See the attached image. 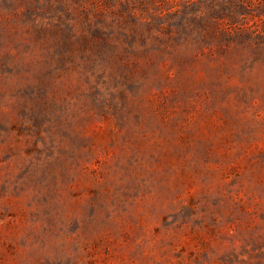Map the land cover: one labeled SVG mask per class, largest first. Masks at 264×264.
<instances>
[{
	"label": "rangeland",
	"instance_id": "1",
	"mask_svg": "<svg viewBox=\"0 0 264 264\" xmlns=\"http://www.w3.org/2000/svg\"><path fill=\"white\" fill-rule=\"evenodd\" d=\"M0 264H264V0H0Z\"/></svg>",
	"mask_w": 264,
	"mask_h": 264
}]
</instances>
